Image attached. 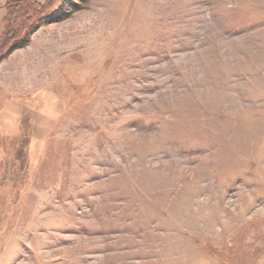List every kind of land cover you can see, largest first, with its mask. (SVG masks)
Segmentation results:
<instances>
[{
	"label": "rangeland",
	"instance_id": "1",
	"mask_svg": "<svg viewBox=\"0 0 264 264\" xmlns=\"http://www.w3.org/2000/svg\"><path fill=\"white\" fill-rule=\"evenodd\" d=\"M63 5L0 61V264H264V0Z\"/></svg>",
	"mask_w": 264,
	"mask_h": 264
},
{
	"label": "trees",
	"instance_id": "2",
	"mask_svg": "<svg viewBox=\"0 0 264 264\" xmlns=\"http://www.w3.org/2000/svg\"><path fill=\"white\" fill-rule=\"evenodd\" d=\"M8 0L5 4L3 30L0 34V61L15 49L27 45L31 34L40 26L49 23L60 12L67 14L62 5H69L73 10L80 9L88 0ZM63 5V6H64ZM62 9V10H61ZM9 132L10 126H7ZM12 137V136H11ZM25 138V136H22ZM22 138V139H24ZM13 139V138H12Z\"/></svg>",
	"mask_w": 264,
	"mask_h": 264
}]
</instances>
